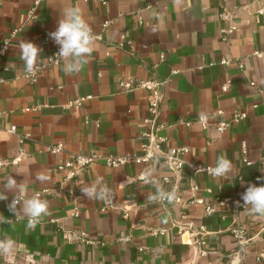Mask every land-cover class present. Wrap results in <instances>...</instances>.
Instances as JSON below:
<instances>
[{"label":"crops","instance_id":"0c3cea01","mask_svg":"<svg viewBox=\"0 0 264 264\" xmlns=\"http://www.w3.org/2000/svg\"><path fill=\"white\" fill-rule=\"evenodd\" d=\"M30 5L31 0H2L0 6V44L8 43L0 58V162L5 163L0 189L9 175L24 186L0 201V240L14 241L11 255L0 256V264H264L258 260L264 253V216L215 202L242 201L249 183L264 184V16L258 21L255 15L264 0H44L36 20L27 21ZM73 7L81 9L95 35L88 62L67 73L60 59L30 83L24 78L20 41L41 47L44 64L59 50L49 33ZM222 10L231 14L230 21L219 18ZM230 25L235 30L223 40L222 29ZM125 79L161 84L159 121L167 146L187 147L184 161L204 167L226 155L234 177L224 181L185 167L176 179L156 161L117 168L97 163L75 184L63 182V172L54 168L74 154H139L146 92L122 91L118 83ZM77 96L91 99L67 109L68 100ZM218 110L223 116L210 120L207 130L196 124L199 115ZM237 113L246 118L231 122ZM219 119L227 122L222 133L213 127ZM179 120L192 124L181 126ZM57 144L63 151H47ZM20 153L18 164H6ZM41 173L48 181L35 180ZM163 177L170 182L163 183ZM193 185L197 190H191ZM91 186H107L109 197H85L81 189ZM160 188L174 192L181 203L152 200ZM37 193L49 202V214L29 229L27 217H13L7 205L17 195L25 199ZM193 198L203 205L190 203ZM206 204L213 207L210 215ZM178 222L191 229L178 233L173 226ZM236 227L247 240L242 262L234 255ZM199 228L204 229V254L191 252ZM151 229L165 233L155 236ZM79 234L96 244L83 243Z\"/></svg>","mask_w":264,"mask_h":264},{"label":"built area","instance_id":"2783aa9c","mask_svg":"<svg viewBox=\"0 0 264 264\" xmlns=\"http://www.w3.org/2000/svg\"><path fill=\"white\" fill-rule=\"evenodd\" d=\"M44 0H31V5L26 12V20L27 21H34L36 20V13L40 6V4ZM262 0H257V2L261 3ZM2 4V0H0V6ZM256 20L259 21V18L264 16V7H259L256 10ZM219 18L223 21H230L231 14L224 10L220 11L218 14ZM107 26V23L104 25ZM235 30L234 25H230L226 29H222L223 40L225 36L231 34ZM45 41L48 40V37L45 36ZM124 41L123 36L121 37V42ZM8 50V43L3 42L0 44V58L3 57ZM59 50L52 52L45 60L44 64L41 65V70L35 74H28L25 71L24 78L27 79L30 83H35L37 81L38 76L41 74L43 69L47 66H56L60 64V58L56 57V54ZM255 56L260 57V52H255ZM119 87L122 91L130 92L136 89H141L146 92V102H147V116L143 120L145 129L140 135V143H139V154L137 155H107L103 156L101 154H97L95 152H90L87 154H74L70 158H68L65 162L59 164L54 168L55 171L63 172L64 179L63 182H70L75 184L78 181V177L89 167L93 166L94 164L101 163L108 168H117L119 166H123L126 164H135V165H151L153 162H161L165 168L172 174L176 179L181 174L182 170L186 167L191 173H205L206 175L211 176L207 169L209 167H204L197 164H188L184 161L183 157L188 154L189 149L187 147H169L167 146V138L161 135V132L165 129V125L159 121V110L160 105L163 99V94L161 92V84L153 79H148L144 81L135 82L130 79L121 80L118 83ZM253 85V84H251ZM229 88V83H225L221 86V91L226 92ZM91 96H77L68 100L66 104L67 109H77L82 107V105L87 101L90 100ZM199 115L195 122L198 124L202 129L207 130L210 127V120L213 118L223 116V112L221 110L216 111L215 113L206 116V120H201ZM246 118L244 113H237L232 116L231 122H240ZM88 119L85 118V122ZM192 124L191 121L188 120H179L178 125L189 127ZM214 130L218 133H222L227 129V122L222 119H219L217 123L213 126ZM10 134L15 133V128L12 127L9 130ZM22 139V138H21ZM22 142V140H20ZM47 151L51 154H57L63 151V145L57 144L48 146ZM20 153L17 157L13 158L11 161L7 162V165H16L21 160ZM5 163L0 162V166L4 165ZM214 178V177H213ZM163 183H169V177H163L161 179ZM62 186L59 185L58 192H61ZM176 189V184H175ZM191 190H197L196 186H192ZM39 194V193H37ZM40 195V194H39ZM161 201V200H160ZM165 201V200H164ZM174 201L176 203H181V199L179 197H175ZM235 198H216L215 202L219 206H231L234 209H242V207H238ZM163 202V201H162ZM240 204H243V201H239ZM190 203H197L203 205V201L200 199L193 198ZM213 207L209 204L204 206V212L207 215L213 213ZM76 216V213H74ZM127 217V213H123V218ZM181 220L186 221L187 216L185 214L181 215ZM173 226L177 229V232L180 233L183 230H190L191 227L189 225L184 226L180 222L174 223ZM204 229L199 228L196 230L195 239L192 244L193 250H196L199 254H204L206 242L203 240ZM164 230H150V234L162 236L164 235ZM233 237L237 241V249L234 252V255L238 258L240 262L244 259V249L245 245L247 244V240L244 239V232L236 227L232 231ZM80 240L85 244H96V242H92L91 240H87L84 234H79ZM123 240H127L124 238ZM258 260L264 262V253L258 256Z\"/></svg>","mask_w":264,"mask_h":264},{"label":"clouds","instance_id":"9594fccd","mask_svg":"<svg viewBox=\"0 0 264 264\" xmlns=\"http://www.w3.org/2000/svg\"><path fill=\"white\" fill-rule=\"evenodd\" d=\"M49 37L59 46L56 57L66 62L65 71L67 73L81 70L83 65L88 62L87 58L94 51L96 42L92 27L84 19V15L78 7L70 8L63 13L58 20L56 30L49 33ZM42 52L43 49L35 43L26 40L20 41L21 60L24 63L26 73L35 74L41 70ZM200 119L206 120V116L202 114ZM233 167L232 161L226 155H221L216 158L214 166L209 167L207 171L214 178H223L225 181L234 177L232 175ZM48 179L49 177L42 173L35 176V180L40 183H44ZM148 179L149 175L146 173L145 180ZM257 179L261 178L258 177ZM23 187V182L18 183L12 175H9L6 182L3 183L2 189H0V201L8 200L6 193H18ZM81 191L89 199L105 200L110 195L107 186L99 190L96 186L85 187ZM151 199L172 202L175 199V193L160 188ZM241 200L243 201L242 205L239 201L236 202L238 207H242L250 214L264 216V184L257 186L249 183L241 195ZM7 208L13 217H27L29 229L35 228L41 219L49 214V202L41 199L39 194L25 199H21L17 195L11 199ZM0 219H4L2 215H0ZM13 246L14 241L10 237L0 240V256H10Z\"/></svg>","mask_w":264,"mask_h":264},{"label":"water","instance_id":"95a60500","mask_svg":"<svg viewBox=\"0 0 264 264\" xmlns=\"http://www.w3.org/2000/svg\"><path fill=\"white\" fill-rule=\"evenodd\" d=\"M191 252H193V248L191 247Z\"/></svg>","mask_w":264,"mask_h":264}]
</instances>
